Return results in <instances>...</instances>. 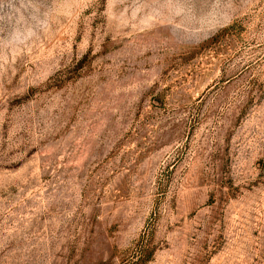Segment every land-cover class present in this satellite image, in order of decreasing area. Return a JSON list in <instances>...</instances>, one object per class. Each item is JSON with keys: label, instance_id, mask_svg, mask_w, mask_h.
I'll return each instance as SVG.
<instances>
[{"label": "rangeland", "instance_id": "374dc122", "mask_svg": "<svg viewBox=\"0 0 264 264\" xmlns=\"http://www.w3.org/2000/svg\"><path fill=\"white\" fill-rule=\"evenodd\" d=\"M0 264H264V0H0Z\"/></svg>", "mask_w": 264, "mask_h": 264}, {"label": "trees", "instance_id": "16d2710c", "mask_svg": "<svg viewBox=\"0 0 264 264\" xmlns=\"http://www.w3.org/2000/svg\"><path fill=\"white\" fill-rule=\"evenodd\" d=\"M226 31H227L226 28L223 29V30H221L218 34H216L215 36H213V37L210 39L209 43H214V42H216V41H217L222 35L225 34ZM143 256H144V255L140 254V255L138 256V259H140V258L143 257Z\"/></svg>", "mask_w": 264, "mask_h": 264}]
</instances>
